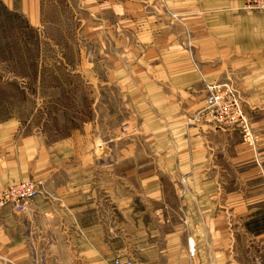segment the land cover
<instances>
[{"label": "crops", "instance_id": "obj_1", "mask_svg": "<svg viewBox=\"0 0 264 264\" xmlns=\"http://www.w3.org/2000/svg\"><path fill=\"white\" fill-rule=\"evenodd\" d=\"M0 3L41 34L51 24V11L69 6L76 15L67 40L127 41L130 28L145 52L166 59L137 88L147 107L146 129L153 139H167L171 156L145 168L167 170L166 178L145 175L140 167L129 174L126 150L119 161L88 155L81 162L80 147L74 145L79 132L52 146L41 140L35 147L32 137L17 145L16 121L1 120L0 191L29 179L41 190L25 215L0 210L9 229V261L40 264L44 251L61 260L75 254L89 264L128 259L130 251L136 264H248L243 250L264 255V11L245 10L246 0ZM191 57L199 59V69ZM227 79L242 95L247 131L188 126V114L204 104L207 85H227ZM62 146H72L69 162L58 160ZM32 152L38 161L29 155L26 163L24 154ZM229 217L236 219L232 229L225 222Z\"/></svg>", "mask_w": 264, "mask_h": 264}, {"label": "rangeland", "instance_id": "obj_2", "mask_svg": "<svg viewBox=\"0 0 264 264\" xmlns=\"http://www.w3.org/2000/svg\"><path fill=\"white\" fill-rule=\"evenodd\" d=\"M255 3L246 0L245 10L264 11L248 9L249 4ZM166 14L177 17L167 11ZM75 15L76 11L69 6L51 11V24L41 34L27 25L21 15L7 10L0 3V121L7 117L16 121L17 145L22 138L32 137L37 139L32 144L35 147L39 146L41 140L52 146L71 139L73 133L79 132L80 138H74V145L80 147L81 162L88 161V155L96 158V161L103 157L108 161H119L120 151L122 157L124 151L125 157L126 150L129 174L140 167L138 170L143 169L140 172L145 175L159 173L166 178L167 170L145 169L153 162H164L171 156L167 151V139L150 137L151 132L146 129L150 123H147L149 120L144 115L147 107L141 105L143 91L137 88L139 81L148 78L152 67L165 65L166 59H157L150 52H145L144 43L130 28L127 41L117 39L111 43H101L67 40L75 27L72 25ZM57 24H61V27ZM189 61L199 69V59L191 57ZM145 70H149V73ZM227 80V85H207L204 104L188 114V126L195 124L247 131L248 116L242 95L232 79ZM214 89L227 91L239 101L245 125L217 127L201 118L206 100ZM67 147L60 148L63 154L59 161L69 162L72 157V146ZM29 155L37 157L35 161H38V155L32 152L24 154L26 163ZM21 170L20 164L18 173L21 174ZM114 172H118V169ZM19 179L24 177L20 176ZM101 221L109 224L110 218L102 215ZM225 222L232 229L236 219L225 218ZM8 233L7 221L2 217L0 264H13L9 261L13 255L8 252ZM244 237V241H247L246 235ZM229 246V255L234 256L236 251L231 243ZM242 252L248 264H264V255L259 250L245 249ZM52 254L44 251L40 264H89L75 254L67 255L64 260ZM126 258L136 264L134 251H130Z\"/></svg>", "mask_w": 264, "mask_h": 264}, {"label": "built area", "instance_id": "obj_3", "mask_svg": "<svg viewBox=\"0 0 264 264\" xmlns=\"http://www.w3.org/2000/svg\"><path fill=\"white\" fill-rule=\"evenodd\" d=\"M255 4L248 9H264V0H252ZM201 118L217 127H235L245 125V116L239 101L222 89H214L206 100ZM39 184L33 180H21L5 187L0 193V209L11 208L17 214H27L29 202L39 196ZM113 264H135L130 259L117 257Z\"/></svg>", "mask_w": 264, "mask_h": 264}]
</instances>
